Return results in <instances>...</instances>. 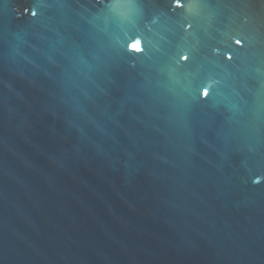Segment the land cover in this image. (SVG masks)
I'll return each mask as SVG.
<instances>
[{
  "label": "water",
  "instance_id": "1",
  "mask_svg": "<svg viewBox=\"0 0 264 264\" xmlns=\"http://www.w3.org/2000/svg\"><path fill=\"white\" fill-rule=\"evenodd\" d=\"M0 264H264V0H0Z\"/></svg>",
  "mask_w": 264,
  "mask_h": 264
},
{
  "label": "clouds",
  "instance_id": "2",
  "mask_svg": "<svg viewBox=\"0 0 264 264\" xmlns=\"http://www.w3.org/2000/svg\"><path fill=\"white\" fill-rule=\"evenodd\" d=\"M173 4H174V6H180V0H173ZM33 14H34V13H33ZM189 27H190V25H187V24H186V25H185V30H188ZM233 43H234L235 45H237V46H239V45L241 44V42L238 41V40L235 39V38H233ZM139 44H140V41L137 40L136 42L130 44V48H131V49H135V50H139V47H138V48H135V47H134V46L139 45ZM215 51H216V50L213 49V52H215ZM225 58L228 59V58H230V57H228L227 54H226V55H225ZM186 59H187V55H186V54L180 56V62H183V61H185ZM215 83H216V81H208L207 86L203 87V88L200 90V98H201V99H204V98L207 96L206 93L208 92L209 87L214 86ZM259 179H260V178L257 177L256 179L253 180V183H257V182H259Z\"/></svg>",
  "mask_w": 264,
  "mask_h": 264
},
{
  "label": "snow or ice",
  "instance_id": "3",
  "mask_svg": "<svg viewBox=\"0 0 264 264\" xmlns=\"http://www.w3.org/2000/svg\"><path fill=\"white\" fill-rule=\"evenodd\" d=\"M33 15H35V13L33 14ZM238 41H240V42H242L240 39H237ZM135 48H138L139 47V45H136V46H134ZM187 58H188V56H187ZM210 88V87H209ZM209 94V90H208V92L206 93V95H208Z\"/></svg>",
  "mask_w": 264,
  "mask_h": 264
}]
</instances>
